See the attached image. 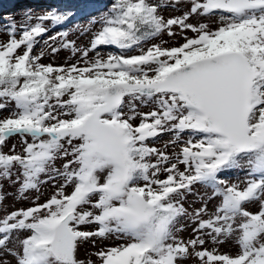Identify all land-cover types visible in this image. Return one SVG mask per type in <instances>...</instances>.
I'll list each match as a JSON object with an SVG mask.
<instances>
[{
    "label": "snow or ice",
    "instance_id": "snow-or-ice-1",
    "mask_svg": "<svg viewBox=\"0 0 264 264\" xmlns=\"http://www.w3.org/2000/svg\"><path fill=\"white\" fill-rule=\"evenodd\" d=\"M64 7L3 17L0 264H264V0Z\"/></svg>",
    "mask_w": 264,
    "mask_h": 264
},
{
    "label": "rangeland",
    "instance_id": "rangeland-1",
    "mask_svg": "<svg viewBox=\"0 0 264 264\" xmlns=\"http://www.w3.org/2000/svg\"><path fill=\"white\" fill-rule=\"evenodd\" d=\"M38 1H36V0L35 1L34 0L33 1H29V0H7L5 3L6 5L0 6V40H7V38H8L6 32L3 30V25L7 23V21L3 19V17H5V16H14L16 18L17 24L19 26L20 18L25 11L31 10L33 13H42L45 10H51V8L49 9L48 7H45L46 3H48V6H50V5H52V6H63L62 8H64V9L58 8L61 11L65 10V7H64L65 5L76 7L75 2H72V0H47V2L44 0L39 1V2ZM99 1H101V3H103V6L108 3L106 0H99ZM17 3H18V5H15ZM103 6H101V9H100L101 11L104 10ZM98 14H99V12H97V10H96V13H94L93 15H98ZM179 14L180 13H176V12L169 13L167 11H165L163 13V15L166 18L169 17L170 15H179ZM83 20H84V17H77L78 22H82ZM190 22L194 23L195 21H190ZM61 30H68V29L61 28ZM187 34L191 35V33H187ZM69 39L70 40H77V43H79L81 46L84 43L83 40H78L77 36H75V35H70ZM165 39H167V37H165ZM182 42H183L182 40L176 41L177 44L182 43ZM39 47L40 46H37L34 49V51L38 52ZM66 56H67L66 53L61 52L57 56L55 63L56 64L62 63L66 59ZM43 62L44 63H51L53 61L51 58H45L43 60ZM9 143L11 145V143H15V141H10ZM160 146H162V145H157V147H160ZM5 151H7V149ZM5 191L6 192H12V191H14V189L5 187ZM45 191H46V193L50 194V189H45ZM5 203L9 206V208H8L9 211L14 210V208H26V207L30 206L28 204V202H17V203H15L14 208H13V200L11 198H8L5 201ZM253 211H255V209H253ZM222 250L227 251L228 249L225 248ZM81 255L83 257V255H84L83 250L81 252Z\"/></svg>",
    "mask_w": 264,
    "mask_h": 264
},
{
    "label": "trees",
    "instance_id": "trees-1",
    "mask_svg": "<svg viewBox=\"0 0 264 264\" xmlns=\"http://www.w3.org/2000/svg\"><path fill=\"white\" fill-rule=\"evenodd\" d=\"M72 2H75L76 7L78 8L80 6V4L83 2V0H72ZM92 2L98 6L97 8L91 9L92 12H95V10H100L101 6H103V3H101V1H99V0H92ZM52 7L64 9V8H62L63 6H52Z\"/></svg>",
    "mask_w": 264,
    "mask_h": 264
},
{
    "label": "bare ground",
    "instance_id": "bare-ground-1",
    "mask_svg": "<svg viewBox=\"0 0 264 264\" xmlns=\"http://www.w3.org/2000/svg\"><path fill=\"white\" fill-rule=\"evenodd\" d=\"M29 1H33V0H29ZM35 1V0H34ZM6 2H3L2 0H0V6H4V5H6L5 4ZM17 5H18V3H17ZM9 6V5H8Z\"/></svg>",
    "mask_w": 264,
    "mask_h": 264
}]
</instances>
